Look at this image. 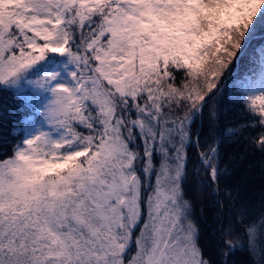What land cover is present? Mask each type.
Masks as SVG:
<instances>
[{
    "label": "snow or ice",
    "instance_id": "1",
    "mask_svg": "<svg viewBox=\"0 0 264 264\" xmlns=\"http://www.w3.org/2000/svg\"><path fill=\"white\" fill-rule=\"evenodd\" d=\"M257 167L264 0H0V264H264Z\"/></svg>",
    "mask_w": 264,
    "mask_h": 264
},
{
    "label": "trees",
    "instance_id": "2",
    "mask_svg": "<svg viewBox=\"0 0 264 264\" xmlns=\"http://www.w3.org/2000/svg\"><path fill=\"white\" fill-rule=\"evenodd\" d=\"M226 108L227 109H231V105L230 104H226ZM238 179H241V180H251L253 181V183L255 184V186L258 188L260 186V184L264 181L261 180L260 176H259V167H257L255 169V171L252 173V175L250 177H243V176H240L238 177ZM200 207H203L202 205H198L197 207V210L199 211ZM214 223L211 219V217L209 216V218L207 219L206 221V224H205V231H206V234L207 233H210L214 227ZM238 260L242 261L244 259V257L241 255L239 257H237Z\"/></svg>",
    "mask_w": 264,
    "mask_h": 264
}]
</instances>
